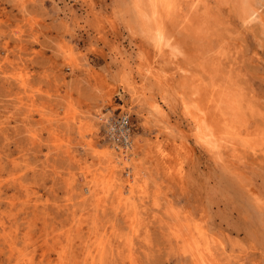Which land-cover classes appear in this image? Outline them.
<instances>
[{"label":"rangeland","instance_id":"obj_1","mask_svg":"<svg viewBox=\"0 0 264 264\" xmlns=\"http://www.w3.org/2000/svg\"><path fill=\"white\" fill-rule=\"evenodd\" d=\"M180 7L163 20L167 46L155 58L168 124L190 136L181 94L196 76L233 84L264 130V0ZM139 26L132 0H0V264H195L188 237L209 247L203 264L264 263L263 155L242 146L210 154L190 137L178 161L151 153L155 134L113 78L124 65L146 68L152 50ZM127 109L145 147L125 166L115 161L110 178L100 155L118 153L106 122ZM133 163L131 196L121 187L134 181Z\"/></svg>","mask_w":264,"mask_h":264},{"label":"bare ground","instance_id":"obj_2","mask_svg":"<svg viewBox=\"0 0 264 264\" xmlns=\"http://www.w3.org/2000/svg\"><path fill=\"white\" fill-rule=\"evenodd\" d=\"M216 1L221 2L222 0H216ZM228 1H230V0H227V2ZM180 2H181V0H132V5H133L134 11H135V18H136V21L140 25L139 26V29H140L139 33L146 40V42L149 43V45L151 46L152 52L150 51L149 53L147 52L148 54H146V55H148L146 57V61H147L146 68H142L143 66L137 67L133 71V69H131L129 67H127V68H129V70H127V68L125 67L126 65H124L121 69H119L115 73V76L113 77L114 79L119 81V83L121 84V86L124 89V92L127 95H129L130 101L132 102V105H133L132 108L135 109L136 114H138V116L141 119H143L144 125L146 126V128L150 132L154 133L155 137L157 138L155 144H153L152 147H150L148 145L150 147L148 149L152 150V152L150 150L149 151L154 156H156V158L160 157L161 158L160 160H162L164 158V159H168V161L171 160L174 162L177 160V157H175V155H174L175 151L177 149L185 150V148L188 147V141H189V137H190L191 140L196 144L197 147L201 148L202 150H204L210 154L216 153L221 148L227 150L229 148L235 149L237 147V151L238 150L240 151L241 148L239 149L238 146H242L243 148H245L248 151V153L249 152L250 153L252 152L253 154L259 153V154L263 155V157H264V130L261 128H260L261 129L260 130L259 128H255L252 126V123L249 121L250 119L248 118L249 117L248 115L251 114V110L249 108H245V106H243V100H244L243 96H241V94H238L234 90V88L232 86L233 84L228 85L226 82L227 85H222L220 83H217L219 81L217 79H216L217 82L215 80H211V81L209 80L208 82H205L202 80L203 78L200 79L201 77L197 78L195 76V78H193V80H190L189 82H187V87H185L186 91L181 94V97H182V100H181V102H182V106H181L182 115L185 116V118L189 121V123L192 126V128L190 130V132H191L190 136L186 135V134H185L186 136L183 135L181 132H179L174 127H172L173 126L172 124H171L172 126L168 124L169 119H168V116L165 112V105L168 103V100L165 98V96L163 94V87L161 84L162 80H163L162 79L163 75L158 74L155 71V63H156L155 58H156V55L161 56L163 53V50L167 46V43L165 40H166L167 35H169V32H168L169 30L164 26L163 20L166 19L169 22L170 20H173L176 16L179 15L180 10H181L180 9L181 8ZM233 2H234V0H233ZM238 2H239V0H238ZM196 3L200 4V0H196ZM217 5H219V4H217ZM228 7H230V5H228ZM228 7H226V8L228 9ZM197 11L199 12V7H198ZM196 23L190 17H185L183 20V24H184V28H185L186 32H188V34H191L195 38L199 37L201 34V31H202L201 30L202 28H200ZM111 24L113 25V22ZM190 25H194V26H190ZM113 27H114V25H113ZM229 31H231V30H229ZM231 39H233V37ZM167 48H169V47H167ZM171 49H173L172 44H171ZM153 52H154V55L151 54ZM170 52H172V51H170ZM165 53L166 52H164V54ZM206 56H208V55H206ZM226 57L228 58V55ZM205 78H207V77H205ZM226 78H228V77H226ZM223 82H225V81L223 80ZM19 83L21 84V82H19ZM128 111L129 110L127 109L126 112L130 114V111L129 112ZM112 117L113 116H111L110 119ZM110 119H108V121ZM255 120H256V118H255ZM108 121L106 123H108ZM132 137H133V132L130 136H127L126 139H127L128 143L124 147H120V146L116 145L113 142V140H111V138L108 137L109 141L112 143L111 146L113 148L112 147L111 148L114 149L116 153H118V155L115 156V155L111 154L110 152H107V150H106L104 152H101V155H100V158H103L109 164V173L111 175L110 178H116V177H114V174H116L115 173L116 172V167H115L116 165L114 163L115 161H116V163H117V161H120V164H124V166H125V164H127L126 163L127 160L135 161V158L138 155V153H137L138 149H141L142 146L145 147V144L144 145L142 144L143 142H141L138 139H135V141H134V139ZM161 137L163 138L162 140L159 139ZM176 139L181 140V142L183 144L182 143L181 144L175 143ZM132 143H134L135 146H133L134 144H132ZM176 145H179V146H176ZM166 148H169V149H167V151H166ZM189 148L190 147H188V149ZM188 149H186V151H184L187 154H188V152H187ZM97 154H99V153H97ZM187 154H186V156H187ZM216 157H217V155H216ZM236 158H238V157H236ZM157 162H159V161H157ZM175 163H177V162H175ZM169 165L170 164H168V166ZM170 166H172V164ZM175 166H177V165H175ZM131 167L135 171V174L133 176H131L132 179H134V181H132L130 179L131 177L127 174L130 177V178L128 177L130 180H128V179L127 180L130 182H127L126 186L123 184L121 188H122V190L126 189L129 192V194L132 196L131 192L133 191L134 185L138 180L137 178H138L139 166L135 165L133 163L131 165ZM167 168H170V167H167ZM174 171L175 170H173L172 172H174ZM181 171H182V162H179L177 174H181ZM177 182L179 183L180 181H177ZM115 184H116V182H115ZM123 186H125V188H123ZM119 188H120V186H119ZM119 190L120 191H119L118 195H121L122 190L121 189H119ZM117 212H118V210H117ZM180 228H179V231H180ZM181 230H183V228H181ZM202 239H204V238H202ZM214 240H216V239H214ZM181 242L184 243V241H182V240H181ZM186 242H188L187 247H186V250H187L186 253H189L192 257L195 258V264L205 263L206 260H205V257L203 255V252L205 254L209 255L210 254L209 247H206V249L204 248L205 250L202 252V250L200 251V248H199L200 246L197 245L196 242L190 241L189 237H188V240H186ZM184 244L186 245V243H184ZM205 245H207V244L205 243ZM216 246H218V244ZM130 247H132V246H130ZM220 251H218V252H220ZM211 256H213V255L210 254V257ZM221 257L223 260V256H221ZM189 260H190V258H189ZM212 260L213 259H211V261L208 262V264H214L212 262ZM24 261H27V260H24Z\"/></svg>","mask_w":264,"mask_h":264},{"label":"built area","instance_id":"obj_3","mask_svg":"<svg viewBox=\"0 0 264 264\" xmlns=\"http://www.w3.org/2000/svg\"><path fill=\"white\" fill-rule=\"evenodd\" d=\"M133 115L130 116L126 111L119 112L106 123L105 136L111 138L113 142L124 147L127 145V136H130L135 129V125L132 122Z\"/></svg>","mask_w":264,"mask_h":264}]
</instances>
